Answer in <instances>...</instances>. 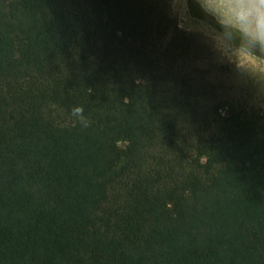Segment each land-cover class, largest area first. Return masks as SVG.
<instances>
[{
	"label": "trees",
	"instance_id": "1",
	"mask_svg": "<svg viewBox=\"0 0 264 264\" xmlns=\"http://www.w3.org/2000/svg\"><path fill=\"white\" fill-rule=\"evenodd\" d=\"M197 47L168 0H0V264H264V83Z\"/></svg>",
	"mask_w": 264,
	"mask_h": 264
},
{
	"label": "clouds",
	"instance_id": "2",
	"mask_svg": "<svg viewBox=\"0 0 264 264\" xmlns=\"http://www.w3.org/2000/svg\"><path fill=\"white\" fill-rule=\"evenodd\" d=\"M203 18L214 25L200 22L199 32L211 40L219 58L237 72L250 74L249 58L264 62V0H196ZM81 106L72 109L80 125L90 121Z\"/></svg>",
	"mask_w": 264,
	"mask_h": 264
},
{
	"label": "rangeland",
	"instance_id": "3",
	"mask_svg": "<svg viewBox=\"0 0 264 264\" xmlns=\"http://www.w3.org/2000/svg\"><path fill=\"white\" fill-rule=\"evenodd\" d=\"M169 13L178 28L193 36L198 47V54L203 57V68L210 71V79L216 81V84L222 86L233 96H237L246 82L257 79L264 83V62H260L255 58H249L247 63L251 69L250 74L239 73L237 70L223 62L212 47L211 40L201 35L199 32L200 22H207L210 26L214 22L207 19L204 20L203 14L196 4V0H168Z\"/></svg>",
	"mask_w": 264,
	"mask_h": 264
}]
</instances>
